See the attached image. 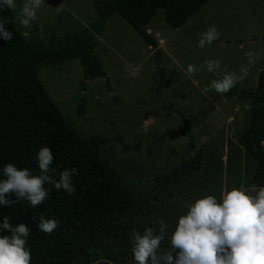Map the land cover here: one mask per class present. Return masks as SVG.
<instances>
[{
  "label": "rangeland",
  "instance_id": "obj_1",
  "mask_svg": "<svg viewBox=\"0 0 264 264\" xmlns=\"http://www.w3.org/2000/svg\"><path fill=\"white\" fill-rule=\"evenodd\" d=\"M93 0H45L31 29L15 23L24 0H16L12 12L16 31H30L23 38L28 47L58 50L66 34L73 35L97 20ZM215 26L220 37L203 49L201 33ZM147 28L155 42L146 46L117 14L110 15L100 34L94 37L91 57L100 63L103 78L82 80L77 60L41 66L37 77L68 127L80 138H106L94 149L96 157L111 169L133 199L134 206L122 223L131 236L133 229L143 233L164 220L171 233L179 216L186 214L185 202L207 195L221 202L222 194L249 186L253 162L241 151L239 138L249 121L246 100L225 98L224 94L203 89L222 70L239 74L247 65L245 53H259L250 74L231 90L253 89L258 72L264 69V0H209L180 27L163 22L162 10L154 12ZM146 30V29H145ZM159 51V57L154 55ZM219 60L221 70L207 71L205 61ZM200 68L191 78L188 65ZM83 82V90L81 83ZM84 99L83 114L76 116L77 102ZM247 105V107H246ZM179 115H178V114ZM182 118L194 138V151L203 168L187 171L164 186L161 181L179 162L192 156ZM137 151H123L114 138ZM132 244L127 256L117 263L92 253L90 264H133ZM168 250V240L161 244ZM71 264H85L81 258Z\"/></svg>",
  "mask_w": 264,
  "mask_h": 264
},
{
  "label": "trees",
  "instance_id": "obj_2",
  "mask_svg": "<svg viewBox=\"0 0 264 264\" xmlns=\"http://www.w3.org/2000/svg\"><path fill=\"white\" fill-rule=\"evenodd\" d=\"M208 1L93 0L96 22L77 34H66L65 43L58 50L28 47L14 27L11 10L0 11V19L7 17L12 21L5 24V29L13 33L9 41L0 33V180L5 179L3 168L9 163L18 169H29L33 176L40 175L37 154L43 147L53 153L50 167L57 172L78 169V175L72 177L76 191L71 196L52 188L36 207L26 200L11 206L0 205V237L11 236L10 231L2 228L5 217L13 227L25 224L29 229L26 247L31 250V264H71L78 258L90 264L93 252H99L111 263L121 261L132 244L122 221L134 206L130 193L94 153L106 138L93 136L84 140L68 127L38 80V69L50 63L77 60L83 81L103 78L102 67L91 53L94 37L100 34L110 15L117 14L146 46L153 48L155 42L145 26L156 10H162L166 25L178 28ZM81 88L84 91L83 82ZM224 97L247 101L250 117L239 138L237 153L242 151L253 162L249 186H264V69L258 72L253 89L230 90ZM83 104L82 97L77 102V117L83 114ZM182 124L188 138L185 151L193 152V135L183 118ZM114 139L123 151L139 149V145H130L119 137ZM202 168L200 154L193 152L173 167L161 183L170 185L187 171L199 172ZM6 199L17 200L14 194H6ZM41 216L44 221H58L51 234L39 230Z\"/></svg>",
  "mask_w": 264,
  "mask_h": 264
},
{
  "label": "clouds",
  "instance_id": "obj_3",
  "mask_svg": "<svg viewBox=\"0 0 264 264\" xmlns=\"http://www.w3.org/2000/svg\"><path fill=\"white\" fill-rule=\"evenodd\" d=\"M44 5L45 0H24L16 13L15 23L23 29H31L37 12ZM17 8L16 0H0V11H16ZM10 22L7 17L0 19V33L5 41L13 39V33L5 29V24ZM21 35L27 39L30 31H22ZM219 37L220 32L213 25L201 33L198 47L203 49ZM245 56L248 63L240 67L239 74L222 70V78L212 80L203 92L214 90L224 94L242 82L250 74V68L255 67L259 53L248 51ZM205 67L217 73L221 70V62L205 61ZM198 71L200 68L190 64L186 74L191 78ZM53 160L49 148L39 150L38 176H33L27 168L18 169L7 164L3 168L5 179L0 180V205L11 206L26 200L36 207L44 202L52 188L73 195L76 189L72 177L78 175V169L57 172L50 167ZM45 184L51 187L45 189ZM6 194H14L17 200H7ZM183 207L187 212L179 216L171 233L166 231L169 225L164 220L158 221V230L153 227H146L143 233L132 230L129 239L133 245V264H264V186L241 184L238 189L224 192L221 202L207 195L191 203L185 202ZM40 219L39 230L46 234H51L58 226L54 219L44 221L43 216ZM2 228L10 231L11 236L0 237V264H31V250L26 247L29 229L25 224L13 227L5 217ZM166 238L168 250H161Z\"/></svg>",
  "mask_w": 264,
  "mask_h": 264
},
{
  "label": "water",
  "instance_id": "obj_4",
  "mask_svg": "<svg viewBox=\"0 0 264 264\" xmlns=\"http://www.w3.org/2000/svg\"><path fill=\"white\" fill-rule=\"evenodd\" d=\"M154 55H155L156 57H159V51H158L157 49L154 51Z\"/></svg>",
  "mask_w": 264,
  "mask_h": 264
},
{
  "label": "crops",
  "instance_id": "obj_5",
  "mask_svg": "<svg viewBox=\"0 0 264 264\" xmlns=\"http://www.w3.org/2000/svg\"><path fill=\"white\" fill-rule=\"evenodd\" d=\"M162 19H163V18H162ZM145 29H146L147 32H150L149 29L147 28V24H146V26H145Z\"/></svg>",
  "mask_w": 264,
  "mask_h": 264
}]
</instances>
